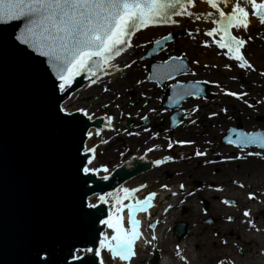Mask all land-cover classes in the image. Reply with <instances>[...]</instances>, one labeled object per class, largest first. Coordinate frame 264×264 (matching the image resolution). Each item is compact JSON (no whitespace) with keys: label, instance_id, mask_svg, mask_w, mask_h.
Segmentation results:
<instances>
[{"label":"water","instance_id":"obj_1","mask_svg":"<svg viewBox=\"0 0 264 264\" xmlns=\"http://www.w3.org/2000/svg\"><path fill=\"white\" fill-rule=\"evenodd\" d=\"M18 24L19 21L0 24V264H100L98 257L85 250L100 247L105 226L101 221L122 217L123 208L116 216H109L104 201L98 200L100 203L91 207L88 200L109 195L113 205H122L139 190H129L128 194L121 191L119 197L117 187L137 175L143 180L142 173L150 171L151 165L140 158H131L121 167L110 169L109 174L114 171L106 181L98 179V175L84 174L83 167L101 150L92 144V149L84 153L87 133L91 128L100 129L105 118L88 119L79 112L67 115L60 109L90 79L77 73L66 92L54 88L58 81L47 58L15 40ZM181 35H167L168 40L159 39V45L154 42L144 59L156 57L175 36ZM159 63H150L149 78L164 88L173 80L150 77L151 65ZM110 74H116V70ZM200 87L198 96L206 99L207 87L202 83ZM165 92L162 107L168 111L178 109L190 98L180 100L177 106L179 98L174 91L168 88ZM169 96L174 97L171 103ZM181 119V111L171 114L170 127L179 125ZM144 123L145 120L140 122ZM241 132L229 130L224 141H232L230 144L236 146ZM146 199L148 204L137 209L133 219L148 211L151 196ZM135 204H128V213ZM111 231L110 241L114 245L111 238L115 233ZM174 234L181 238L185 226L178 224Z\"/></svg>","mask_w":264,"mask_h":264},{"label":"bare ground","instance_id":"obj_2","mask_svg":"<svg viewBox=\"0 0 264 264\" xmlns=\"http://www.w3.org/2000/svg\"><path fill=\"white\" fill-rule=\"evenodd\" d=\"M203 3V0H195L193 7L190 5L192 10L190 6L188 8L197 14L212 11L210 8L207 10L203 9ZM188 21H192L197 28L207 24L206 21ZM185 26L187 27L188 25L183 23L178 28H171L175 32V30L182 29ZM145 51L146 49H144ZM212 51L214 53L213 49L208 51V53L212 56L211 58H214ZM132 54L129 48L114 60L116 68L123 74L121 81L116 80L110 90L101 98H96L97 92H99L96 91V85L92 84L91 81L86 82L78 91L73 93L74 95L72 94L61 104V108L66 110L65 113H71L80 108L86 109L89 115L92 116L91 119L94 116L103 115L105 118L113 117L115 122L120 121V117L124 118L129 112L125 109H116V107L122 103L125 104L126 98H124L125 100L112 101L116 97H112L111 93L117 96L118 89L121 86L134 85L136 81H134V78H136L139 71L138 64L130 69L124 67L126 63H130L132 59H135ZM163 55L164 51L154 58L145 59L146 64L148 61L160 60L162 62L161 58L164 57ZM211 61L216 62L215 59ZM110 75L113 74H108L109 77H111ZM177 79L183 80L182 77ZM107 80L105 79L102 82H107ZM88 97L90 98L89 101H82ZM104 98H108L109 104L102 103L105 100ZM110 101L112 102L111 105ZM104 105H108V107L105 108ZM189 107V105H185L184 109L190 112ZM131 112H136L141 116L146 114L143 109H133ZM149 118L156 121L160 118V115L152 114ZM104 121L106 124V119ZM217 122L222 123H220V128L216 129V131L207 128V123L199 125L195 123L189 124L182 130L180 129L179 132H175L172 138L181 135V131L184 132V135L190 139L187 141H194V143H186V146L184 145L186 150L195 149L196 153L209 150L213 156L222 157L220 163H213L212 159H204L201 155L193 156L190 153L187 156L179 155L178 159L172 162L171 165L162 168H151L148 176L152 178V181L149 180V182L143 184V180L138 178L117 187L118 193L124 188L140 189L138 193H135L124 202L123 206L129 201L141 200L148 193L164 190L161 193L160 201L153 203V206H157L156 209L151 207L146 214L139 213L136 217L140 224L138 231L141 232L142 236L134 243L136 255L131 259V264H147V259L152 249L161 256L158 264H264V218L254 220L257 213L264 211V161H259L254 157L248 158L244 153L237 151V149L219 144L218 139L221 136H218L219 130L223 129L227 122L224 116H220V120ZM99 130L91 128L88 131L84 153L89 148L90 150L92 149V144H97L101 148L100 137L102 133ZM200 132L205 133V135L201 137ZM136 133L139 134L137 135ZM136 133L126 141L137 148L139 146L144 147L148 140L152 143L151 147L154 146L152 147V149L154 148L153 151L149 150L150 146L145 147L144 150L135 154L136 156L119 160L120 162L118 161L117 166L131 158H140L141 161L143 160L150 164L152 158L162 152L163 142L161 137L157 138L155 142L150 140L151 137L149 135H143L140 132ZM109 138L110 134L107 133L105 139ZM206 141L211 143H206ZM233 156L241 158L228 159ZM92 166L95 167L93 163ZM193 180H199L202 183L200 189L196 191L192 189L190 182ZM181 185H183V188L180 187ZM171 193H176V195ZM201 198L209 202L208 211L206 212L202 210L198 201H196ZM89 200L97 203L100 199L93 196ZM225 200L233 201L234 205L223 203ZM107 205L109 213L116 216L118 214L116 209L119 205L113 206L109 195L107 196ZM183 206L188 209L185 216L179 215L178 212V209ZM164 208H166V211L162 212ZM245 210L250 212L248 217L243 215ZM122 214L124 226L128 229L127 210L123 211ZM206 216L213 218L214 222L211 225L203 223ZM229 217L232 219H229ZM183 220L188 223V234L185 239L177 241L174 236L170 235V230L175 224ZM152 221L158 222V226L153 230H148L146 227ZM101 233H103V236H100V240L107 237L108 240L105 242H109L111 231L106 224ZM152 237H155V239H152ZM224 241L227 243H224ZM104 258V255L100 257V261L103 264H128V262H120L118 260L106 262Z\"/></svg>","mask_w":264,"mask_h":264},{"label":"snow or ice","instance_id":"obj_3","mask_svg":"<svg viewBox=\"0 0 264 264\" xmlns=\"http://www.w3.org/2000/svg\"><path fill=\"white\" fill-rule=\"evenodd\" d=\"M194 2L195 0H0V24L20 22L17 25L19 31L15 34V40L47 58L48 65L58 81L54 88H58L61 92H66L71 87V82L77 73L86 74L92 83H96L102 76L110 74L113 70L119 71L114 60L125 49L133 47L130 44V37L133 33L149 26H179L181 21L177 18L210 23L212 27L207 32L198 28L195 33L188 32V35L193 38L198 34L212 37V42L217 47L225 49L223 55L236 62L238 68L252 69V65L247 62L241 52V49L252 38L245 37L243 33H246L253 23L258 22L264 26V0H203L212 10L204 14L189 10L188 6L194 5ZM233 32L239 35H234ZM216 37L219 38L216 39ZM168 38L164 36L162 40L167 41ZM155 43L159 45L161 40H156ZM203 46H210V43L205 41ZM135 63L136 61L132 60L131 64L126 63L124 67L130 68ZM193 63L198 64L199 62L193 61ZM204 67L209 66L204 65ZM225 67L230 69L231 65H225ZM184 74L185 59L179 55L169 56L161 63L151 65L150 77L154 76L161 81L174 80V83L167 87L171 88L175 97L179 98L176 100L177 106L185 97L200 98L198 93L202 91L201 83H210L199 80L181 83L180 80L175 79L176 76ZM191 75L195 76L196 73L193 72ZM149 82H151L150 78ZM137 83H144V81L138 80ZM227 94L243 97L247 93L228 92ZM141 95L145 96L144 93ZM145 99L148 98L145 96ZM173 99V96L168 97L170 103ZM104 107L107 108L108 105ZM60 111L65 112L66 110L61 108ZM77 111L83 112L89 119L92 118L84 109L78 108ZM148 111L156 112L157 110L152 108ZM198 111L199 106H196L193 112ZM221 111L227 114L226 108ZM66 114L72 115V113ZM217 115L219 113L211 114V116ZM113 119L111 116L108 117L109 122ZM141 119L147 120L148 117L142 116ZM188 119L190 123H196L191 117ZM145 131L149 129L145 128ZM177 143L191 144L194 141H178ZM206 143L211 142L206 141ZM236 146L239 149L258 147L259 152L249 151L247 156H259L264 154V136L256 132H241ZM171 147L172 144L169 143V148ZM195 155H206V153L197 152ZM240 158L233 156L228 159ZM172 159V157H165L163 161L157 159L154 163L161 165ZM82 171L85 175H97L100 170L93 167L92 161L89 160ZM102 171L105 174L98 175V179L108 180L110 178L108 167L102 166ZM180 187L183 188V185ZM123 191L125 194L129 193L128 188H124ZM171 194L176 195V193ZM99 199L104 201L105 196L102 195ZM223 203L227 204L229 201L225 200ZM147 204V199L142 202L138 200L134 206L129 208L130 227L128 229L123 228V220L119 215L115 219L102 220V224L113 229L115 234L111 239L115 241V244H111L110 241L106 243L108 238L104 237L100 241L99 248L85 251L92 252L94 257H100L101 250H106L111 260L127 261L131 264V259L136 255L134 242L142 236L137 228L139 221L133 219L132 215L137 209ZM92 206L95 207V205ZM116 211L119 213L122 209L118 206ZM243 215L248 217L250 212L245 210ZM229 219L232 218L229 217ZM148 227L151 228L153 225L149 223ZM101 235L103 236V233ZM224 243L227 242L224 241Z\"/></svg>","mask_w":264,"mask_h":264},{"label":"rangeland","instance_id":"obj_4","mask_svg":"<svg viewBox=\"0 0 264 264\" xmlns=\"http://www.w3.org/2000/svg\"><path fill=\"white\" fill-rule=\"evenodd\" d=\"M202 5H204L205 10H207L209 7L208 5H206L205 3H203ZM193 7V5H192ZM191 7V10H192ZM190 9V8H189ZM180 19L181 23L180 25H183V21L184 18H177ZM189 20V19H188ZM179 25V26H180ZM179 26L177 25H173V28H178ZM202 27H209L210 24L207 23L206 25H201ZM194 26V23L192 21H190V23H188L187 28L192 29ZM173 28H171V26H154V27H149V28H144L141 29L140 31H138L134 36L133 39L131 40V45H133V47H130L131 51H132V57H134L136 63L132 64L130 68L138 67V75L136 76V78H134V85L132 86H128V87H124L121 86L118 89V94L117 96H115V94H112V97H116L115 100L112 101H116V100H125L124 98H126V103H122L119 105V107H116V109H125L127 112H129L127 115H125L124 118H119L120 121H108V118L106 119V124L103 123L102 126L100 128V132L102 133V136L100 137V143H102L101 146V150L99 153L97 154H93L91 157V161H93L92 163L94 164L96 169H99L100 171L98 172L97 175H100V173L105 174L102 171V166H107L109 171L110 169L113 168H117L119 166H117L118 161L125 159L127 157H131L134 156L135 154L141 152L142 150H144L145 147L150 146L151 144L150 141H146V145L143 146H139L137 148H135L133 146V144H129L126 140L131 138L134 133L136 132H140L143 135H149L151 137V141H155L157 140V138L161 137V140L163 142V147H162V152L159 155H156L152 158V164H151V168L156 167V168H162L164 166L167 165H171L172 162L176 161L179 155H183V156H187L188 153H190L193 156H196V150L195 149H185L186 147V143L185 146L184 144H180L177 143L178 141H187L190 140L188 136L184 135L185 133L181 131V135H177L175 136V138H172L174 136L175 132H179V130L189 126L190 123L188 117H191L192 120L196 121V124H202V123H207V128H211L213 130L216 131V129H219V125L222 122H217L218 120H220V116H224L225 117V121L227 122L226 126L223 129L219 130L218 136H220V138L218 139V143L224 146H229L232 147L233 149H237V151H239L240 153H244V155L248 158H256L259 161H264V154H261L259 156L253 155V156H247V152L252 151V152H259L260 150L258 149H249V150H241L239 148H235L233 146H230L229 144H226L224 142H222V138L224 137L223 131L228 129L230 127L229 124L230 121L227 119V117L229 116L228 111L229 108L226 106L225 102L227 100V98H223L220 95L214 94V89H212V96L207 99L206 101L200 100V99H193V98H189L187 99L179 108L180 111L183 112V119L181 120L180 124L175 127V128H170L169 127V115L170 112L166 111L165 109L161 108V102L163 100V97L165 95V92L163 89L157 87L155 84L153 83H148L147 82V78H148V64L149 61L146 64V61L141 59V57L144 56V49L147 48L148 45H151L155 40L159 39L160 37L168 34V33H172L173 32ZM196 30V29H195ZM190 31H194V30H190ZM201 37V35H200ZM185 43V44H184ZM190 42L188 41H184V39H178L177 41V45L176 46H168L167 50L164 52V57L161 58V60H165L167 59V57L169 56H183V58H187L189 60V64H190V69H189V74L195 72L196 75L192 76V77H196L199 79H195V80H201V81H209V84H214L215 82L212 81V78L214 77V75H208L207 72H203L202 69L209 71L207 69H210L211 71H214V65H209V67H204V65H208L207 59L203 58V55H205L204 52H200L198 51V47L192 48V46L190 47ZM143 53V54H142ZM184 58V59H185ZM160 61V60H159ZM193 61H198V64L193 63ZM128 64H131L128 63ZM127 68V69H130ZM122 72L118 71L116 74L110 75L111 77H103L102 79H99L96 81V83H92L94 85H96L97 90L99 91L97 92V97L96 98H101L103 95H105L106 92H108L110 90V88L113 86V84L116 82V80L121 81L122 79ZM105 79H108L107 82H102L105 81ZM144 81V83H140L138 84L137 81ZM170 85V84H167ZM166 85V87H167ZM108 88V91H105L104 89ZM100 93V94H99ZM141 93H144L145 96L148 99H145V96H142ZM72 95V94H71ZM70 95V96H71ZM74 95V94H73ZM96 95V94H95ZM69 96V97H70ZM105 100L102 101V103H106L109 104V100L108 98H104ZM90 98H86L84 100H82L83 102L89 101ZM189 102H192L189 104ZM112 104V102L110 101V105ZM109 105V106H110ZM145 105H147V107H145ZM185 105H189V110L190 112H187L184 107ZM141 106V107H138ZM199 106V111L198 112H193V109ZM111 107V106H110ZM156 109V112H150L148 111V109ZM227 109V114H225L223 111H221V109ZM103 109V108H101ZM115 109V110H116ZM133 109H143L144 111H146L145 115L142 116H147L148 119L146 120L147 124L144 126H139L138 123L139 121L143 120L141 119V115L137 114L136 112H131ZM86 110V109H84ZM77 111V110H74ZM87 111V110H86ZM213 112L219 113V115L217 116H211V114ZM72 113V112H71ZM155 115L158 114L160 115V118L156 121L150 120V116L151 115ZM103 116V115H101ZM131 119L132 123L129 125L128 124V120ZM125 120V121H124ZM124 121V122H123ZM105 122V121H103ZM225 123V122H223ZM110 126V127H109ZM145 128L149 129V131H145ZM110 134V138L109 139H105L106 134ZM131 133V134H130ZM200 135H202L201 137H203L205 135V133L200 132ZM169 143L172 144V147L169 148ZM154 147V146H152ZM152 147L150 148L152 151ZM142 148V149H141ZM148 153V152H147ZM202 153H206V155H201L204 159H212L211 161L213 163H220L222 157H218V156H213L212 152H210L209 150H204ZM136 156V155H135ZM142 156V155H140ZM165 157H172L173 159L170 161H165L163 162L161 165H156L154 163L155 160L160 159V160H164ZM119 161V162H120ZM151 171V169H150ZM150 171H145L142 173V175H144L143 178V184H146L147 182H149V180H151L152 178H150V176H148V173H150ZM109 174V173H108ZM147 176V177H146ZM140 178L139 175H137L136 177H134L133 179L129 180H136ZM152 181V180H151ZM150 181V182H151ZM128 182V181H127ZM190 186L192 187V189L194 191L198 190L201 188L202 183L199 180H193L190 182ZM162 191H156V192H151L148 194H155L152 195V200H151V204L154 209H156L157 206H153L154 202L156 203V201H160L161 199V193ZM198 201V204L201 206L202 210L204 212L208 211V207H209V202L206 199H199L196 200ZM89 205H95V203H93L92 201H89L88 203ZM227 205H234L233 201H229V203H227ZM166 208L163 209L162 212H165ZM188 209L186 207H180L178 209L179 215L181 216H185L187 214ZM264 218V211H260L259 213L256 214V218H254V220L257 219H261ZM214 222L213 218L210 216H206L204 217L203 223L205 225H211ZM151 224H154L153 227H146L148 230H153L154 228H156V226H158V222L156 221H152L150 222ZM178 224H183L185 226V234L181 237V238H177L174 234H173V230L174 228L178 225ZM188 234V223L186 221H180L177 224H175L171 230H170V235L174 236L176 238L177 241H181L183 239H185L187 237ZM151 254L149 255L148 259H147V264H158V262L161 260V256L159 253H157L156 251H154V249H152ZM103 255H104V259L106 262H109V260H111L109 258V255L107 256V252L105 250L102 251ZM101 255V256H103ZM100 256V257H101ZM107 256V257H106ZM158 257L157 261L155 263L152 262L154 257ZM108 260H107V259ZM113 261V260H112Z\"/></svg>","mask_w":264,"mask_h":264},{"label":"flooded vegetation","instance_id":"obj_5","mask_svg":"<svg viewBox=\"0 0 264 264\" xmlns=\"http://www.w3.org/2000/svg\"><path fill=\"white\" fill-rule=\"evenodd\" d=\"M210 28V26H201L199 29H202L203 32H207ZM195 29L197 30L198 28L193 27L190 29L184 27L175 30V32L173 31L172 33L178 32L184 34L181 39H184V41H187L188 39L191 43L190 47H198V51L204 52L205 55H203V58L209 61L208 66L211 64L214 65V71H211L210 69H207L209 71L202 69V71L204 73L207 72L208 75H214L212 81L215 83H206L208 86L207 92L210 97L212 96V89H214V94L227 98L224 102L230 110L228 111L229 116L227 117L231 123L229 124V128L242 130L243 132H259L264 136V124H262L264 123V75H261V73H264V26H261L256 22L250 25V28L246 33H243L245 37L250 36L252 38L241 49L247 62L252 65V69L246 70H241L236 66V62L223 55L226 50L217 47L215 43L212 42V37H207L203 34H198L195 38L189 36L188 32L195 33ZM233 34L239 35V33L236 32H233ZM218 38L219 37H216V39ZM178 39L180 38H176L171 46H176ZM205 41H208L210 46H203ZM211 49L214 50V53L212 51L214 58H211L212 56L208 53ZM185 59L188 63V69L184 75H181L178 78L182 77L183 80L181 82L183 83L199 79L192 77V75L189 74L190 62L187 58ZM213 59H215L216 62H212L211 60ZM225 65H231V68L228 69ZM241 85H243V87H241ZM228 92H245L247 94L243 97H237L228 95ZM226 130L223 131V134Z\"/></svg>","mask_w":264,"mask_h":264}]
</instances>
